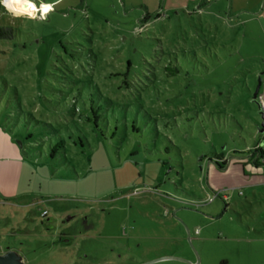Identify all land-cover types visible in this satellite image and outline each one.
Wrapping results in <instances>:
<instances>
[{
	"label": "rangeland",
	"instance_id": "obj_1",
	"mask_svg": "<svg viewBox=\"0 0 264 264\" xmlns=\"http://www.w3.org/2000/svg\"><path fill=\"white\" fill-rule=\"evenodd\" d=\"M0 26L21 32L0 40V252L264 264V0H61Z\"/></svg>",
	"mask_w": 264,
	"mask_h": 264
},
{
	"label": "clouds",
	"instance_id": "obj_2",
	"mask_svg": "<svg viewBox=\"0 0 264 264\" xmlns=\"http://www.w3.org/2000/svg\"><path fill=\"white\" fill-rule=\"evenodd\" d=\"M60 3L61 0H55L54 4H46L41 0L37 7L34 0H0V5L14 17H27L31 20H47L48 14L54 12L56 5Z\"/></svg>",
	"mask_w": 264,
	"mask_h": 264
},
{
	"label": "water",
	"instance_id": "obj_3",
	"mask_svg": "<svg viewBox=\"0 0 264 264\" xmlns=\"http://www.w3.org/2000/svg\"><path fill=\"white\" fill-rule=\"evenodd\" d=\"M259 90L260 89H258L256 91V93L254 95L255 98H258ZM262 116H263V114H262ZM263 126H264V124H262V126H261L260 134H263ZM258 155L260 156L261 154L258 153ZM189 243L192 246L190 240H189ZM167 260H176V261H181L184 263L191 264V262H189V261H186V260L181 259V258H175V257H163V258H160V259H157L154 261H150V262L145 263V264H156L158 262L167 261ZM0 264H26V263H25V258L19 252L15 251V250H9L3 254H0Z\"/></svg>",
	"mask_w": 264,
	"mask_h": 264
},
{
	"label": "trees",
	"instance_id": "obj_4",
	"mask_svg": "<svg viewBox=\"0 0 264 264\" xmlns=\"http://www.w3.org/2000/svg\"><path fill=\"white\" fill-rule=\"evenodd\" d=\"M34 2L36 3L37 6H39L41 3V2L38 3L35 0H34ZM0 9L3 10V12L6 10L2 5H0ZM18 33H21V32L15 28H13V27L0 26V40H14ZM166 71H169V69L166 68ZM92 111H93V114L95 117V122H97V120H101L100 114H97L96 111H94V109H92ZM96 127H98V125H96ZM60 145L62 147V145H64V143H62ZM256 152L257 153L254 154V156H256L259 153V154H261L260 157L263 158L264 152L262 149H257ZM216 159L217 160H223L224 166L227 164V162L224 160L223 156H216Z\"/></svg>",
	"mask_w": 264,
	"mask_h": 264
},
{
	"label": "flooded vegetation",
	"instance_id": "obj_5",
	"mask_svg": "<svg viewBox=\"0 0 264 264\" xmlns=\"http://www.w3.org/2000/svg\"><path fill=\"white\" fill-rule=\"evenodd\" d=\"M257 155H258V154H257ZM258 156H259V155H258ZM259 158H261V157L259 156ZM199 261H200V262H199ZM189 262H191V264H201V259H200L199 254H198V253H195L194 260H189ZM124 264H134V263L126 262V263H124ZM138 264H145V263L140 262V263H138ZM186 264H188V263H186Z\"/></svg>",
	"mask_w": 264,
	"mask_h": 264
},
{
	"label": "built area",
	"instance_id": "obj_6",
	"mask_svg": "<svg viewBox=\"0 0 264 264\" xmlns=\"http://www.w3.org/2000/svg\"><path fill=\"white\" fill-rule=\"evenodd\" d=\"M260 100H261V102L263 103V100H264L263 96L260 97ZM258 149H260V148H258ZM262 159H263V158H262ZM44 215H46V214H44Z\"/></svg>",
	"mask_w": 264,
	"mask_h": 264
},
{
	"label": "crops",
	"instance_id": "obj_7",
	"mask_svg": "<svg viewBox=\"0 0 264 264\" xmlns=\"http://www.w3.org/2000/svg\"><path fill=\"white\" fill-rule=\"evenodd\" d=\"M0 254H3V252H0Z\"/></svg>",
	"mask_w": 264,
	"mask_h": 264
}]
</instances>
